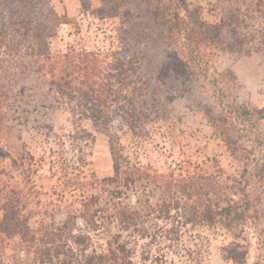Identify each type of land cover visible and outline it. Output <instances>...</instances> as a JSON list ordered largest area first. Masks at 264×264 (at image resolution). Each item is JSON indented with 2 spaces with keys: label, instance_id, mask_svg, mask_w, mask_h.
<instances>
[{
  "label": "rangeland",
  "instance_id": "rangeland-1",
  "mask_svg": "<svg viewBox=\"0 0 264 264\" xmlns=\"http://www.w3.org/2000/svg\"><path fill=\"white\" fill-rule=\"evenodd\" d=\"M19 1V7L0 6V188L23 194L33 228L52 218L64 222L67 207L76 201L72 194L93 193L91 180L113 175L110 134L91 121L74 126L67 105L50 90L47 61L41 56L35 65L30 58L35 51L55 58L104 52L131 61L144 97L137 100L135 121L116 123L111 133L133 165L179 178L190 162L211 172L217 158L233 174L230 154L215 137L209 116L234 99L264 107V0ZM188 9L223 28L220 39L201 52L169 30L173 14L185 17ZM13 11L28 22L21 33L8 28ZM31 40H41V46L33 49ZM174 54L187 63L186 77L164 73ZM135 194L143 200L154 194L164 198L161 191H139L129 193L131 204ZM165 211L144 217L146 235L123 233L134 249V264H232L223 251L230 234L184 225L182 213L175 221ZM76 228L89 232L82 219ZM263 230L264 220L250 226L246 264H264ZM102 234L91 232L97 250L105 247ZM165 236L180 238L179 246L159 241Z\"/></svg>",
  "mask_w": 264,
  "mask_h": 264
},
{
  "label": "trees",
  "instance_id": "trees-1",
  "mask_svg": "<svg viewBox=\"0 0 264 264\" xmlns=\"http://www.w3.org/2000/svg\"><path fill=\"white\" fill-rule=\"evenodd\" d=\"M21 3L0 0V6L6 8L19 7ZM7 18L8 28L15 33L28 26L22 14L13 11ZM169 30L186 39L194 51L201 52L220 39L223 28L209 24L198 10L188 9L185 17L178 12L173 14ZM41 42L31 40L33 49L40 47ZM41 56L43 63H48L50 90L67 105L74 126L91 121L95 128L110 134L113 175L91 180L93 193L72 194L76 201L67 207L64 222L56 223L52 218L51 223L42 222L38 228L31 226L23 194L9 187L6 191L0 188V264H134V249L124 240L123 233L146 235L144 217L162 207L175 221L182 213L184 225L226 231L232 241L223 248L225 259L232 264H246L250 245L247 232L251 225L264 220V107L234 99L220 106L215 116H209L215 137L230 154L233 174H228L215 158L211 172L190 162L179 178L164 177L149 167L133 165L117 135L111 133L116 123L125 121L131 125L135 121L137 100L144 97L129 59L86 51L58 58L35 51L30 58L37 65ZM163 71L176 77L189 74L187 63L177 54L169 55ZM225 75L221 73L220 77ZM139 191L142 195L161 191L164 198L160 200L154 194L143 200L135 194L131 204L129 193ZM78 219L85 221L88 233L76 228ZM91 232L103 233L105 247L101 250L94 248ZM160 240L178 246L181 242L180 238L167 236Z\"/></svg>",
  "mask_w": 264,
  "mask_h": 264
}]
</instances>
